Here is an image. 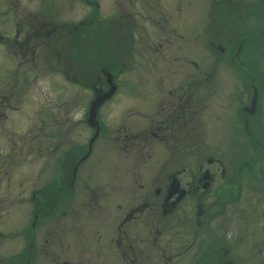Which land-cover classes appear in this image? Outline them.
Listing matches in <instances>:
<instances>
[{"label":"rangeland","instance_id":"obj_1","mask_svg":"<svg viewBox=\"0 0 264 264\" xmlns=\"http://www.w3.org/2000/svg\"><path fill=\"white\" fill-rule=\"evenodd\" d=\"M59 23L63 27L47 35L45 27ZM70 60L89 69L98 61L108 65L74 83ZM102 69L112 75L116 91L97 111L100 133L72 186L60 191L55 162L63 152L74 162L85 152L92 133L84 121L90 88L103 80ZM250 70L259 85L251 119L264 141V0H0V259L7 263L28 247L22 235L31 218L28 198L40 189L41 199L65 197L66 210L62 216L64 208L56 203L36 221L34 264H48L61 251L76 260L96 244L107 252L110 219L114 224L128 207L132 219L145 224L149 264H191L197 243L213 242L218 234L237 263L263 264L264 184L252 180V191L231 168L247 139L236 110L248 102ZM168 90L191 93L190 146L177 147L168 137L171 127L159 128L175 107ZM150 130L158 136L148 138L144 157L138 141L124 146L123 134ZM208 158L229 168L221 175L220 165L206 163ZM199 164L212 177L205 204L184 197L173 212L159 216L150 181L158 183L177 165L196 172ZM195 213L201 215L196 221ZM205 215L213 216L205 223ZM83 227L89 230L79 234ZM189 237L196 240L191 250ZM57 243L65 245L50 252ZM113 263L121 264L118 258Z\"/></svg>","mask_w":264,"mask_h":264},{"label":"flooded vegetation","instance_id":"obj_2","mask_svg":"<svg viewBox=\"0 0 264 264\" xmlns=\"http://www.w3.org/2000/svg\"><path fill=\"white\" fill-rule=\"evenodd\" d=\"M95 6H97V4H95ZM64 26H65V24H64ZM62 27H63V25L61 23H59V24H56V27L52 25L48 29H47V27H45V28H46V30H48L47 35H49L50 31L56 30L59 28L61 29ZM65 48H66V45H65ZM104 79H105V77L103 75V80L102 81L99 80L98 85L96 83L94 86H91L90 89L93 93V97L95 96V94L97 92L104 91L107 88V85H106ZM103 83L105 84V86H103ZM192 83H193V81L191 83L187 84V89H189L191 87ZM248 86L250 89L248 102H247V104H245V102H243V105H241V107L239 109H237L236 112L239 115V120H240L241 125H242L241 129H242L244 135H246V137H247L246 141L250 142L252 145H254V144L259 145L258 143H259L260 138H259V134H258V129L255 126V125H257L256 122H258V121L256 120V122H254L251 119V118L257 116V111H258L257 103H258V99H259V94L257 93L255 85L253 84V78L250 79ZM252 86L256 90V105H255L254 111L252 113H249L247 110H244V107L248 106V104H249V101H250V98L252 95ZM115 91H116V88H115L113 94L115 93ZM113 94L111 96H113ZM167 94L173 96V101L175 103L174 104L175 107H173L172 105L170 106V108H172V109L169 113H167L165 115V117L162 120H160L159 123L162 124V126L161 127L159 126V128L162 130L163 128L168 129V127H171V130L169 132L171 136H168V134L166 136L172 137V140L176 141V143L174 145H176L177 147L181 146L183 144H186V146H190V143H191V142H189L190 138H193V132L189 127L190 123L192 121V113H193V111L191 109V101H190L191 100V93L188 90H186V94H185V92H183V93H180L179 95H175L174 92H171L170 90H168ZM181 96H186L185 100H183L182 99L183 97H181ZM110 97L108 99H110ZM107 100H105V101H107ZM239 110H240V112H239ZM96 119H97V115H96ZM98 124H99V122H98ZM58 125H59L58 126L59 130H62L61 124L59 123ZM249 126H250V128H248ZM100 128L101 127L99 124L98 135L100 133ZM91 129L93 132V128H91ZM123 129H125V128L123 127ZM156 131H158V129H156ZM98 135H97L96 139L98 138ZM155 136H158V134L152 130H150L148 133H142L139 135H138V133H133V135L132 134L131 135L123 134L122 142L125 144L124 146L129 147L132 144H134L136 141H138V143H139L138 146L140 147V149L138 150V155L140 157H144V154L146 153L144 146H145L146 142L148 141V138L149 137L154 138ZM114 137L116 138V140H121V138L119 139L118 136H114ZM89 138H88V140H89ZM96 139L91 143V146L96 141ZM88 140H87V143L85 145V148H86L85 152L87 151ZM122 142H121V145H122ZM53 146L55 147V143L53 144ZM186 150H188L190 153H192L190 150V147H186ZM90 151H91V147H90ZM90 151H89V153H90ZM67 152H63V154L60 157H58L57 161L55 162L56 163L55 169H56L57 174H59V179L57 182H55V184L57 185V188L60 191H63L64 187L66 185H68L69 187L72 186L75 171L78 169L76 167L75 171H73L74 164L77 161V159L85 153L84 152L82 155H80L74 163H72V161H70L69 162L70 164L68 165V160H71V159L65 157L69 153V152L68 153ZM173 152H174V149H173ZM189 152H188V154H189ZM247 152L249 153L248 156H250V158H251V162H252L251 166L248 167V166L243 165V159L242 158L245 157L246 155L243 156V151H239V154L241 155V159L236 158L235 163H234V165L231 166V168L236 173L237 181L239 183H241V180H242V182H246L248 184V187H250L253 191L254 188L250 186V183L252 180L253 181H261L264 184V173H263V171H260V169H262V170L264 169V167H262V168L260 167V161L264 160V155H262L257 149H253L252 146L249 149H247ZM212 159L214 162H217L220 165L219 166V169H220L219 173L221 175L223 174L225 169L229 168L226 166V164L222 163V161H217L214 158H208L206 160V163L207 162L209 163L210 160H212ZM196 169H197V171L195 172V169L190 168L188 166L177 165L173 169L165 170L163 172V175L159 178L160 181L158 183H154L153 180L150 181L152 184L151 187L153 189L154 196L158 199L157 200V206H158V210L160 213V214H158L159 216H161V213H162V215H164V211H167L168 213L173 212L174 207L175 206L177 207V205L180 203L181 200H183L184 197L190 198L193 201V205L195 204V206H198V205L200 206L204 203L203 200L205 198H207L208 194H209V185L211 183L212 177L210 175L211 173L209 172V170L207 168H204V167L202 168L201 164H199L196 167ZM156 178H158V177L156 176ZM207 180H208V182H207ZM206 182L208 183L207 186H205ZM239 183L237 186L238 197L240 194L239 190H238L239 189ZM263 189H264V185H263ZM39 190L37 191V193L32 191L30 193L29 198H28V200L30 201V204L32 206L31 207V218H30L29 224L27 223V225H26L28 227L27 228L28 230L22 234V235H26V240H24V242L25 241L28 242V247L26 248V250L24 252L17 253L15 255H11L10 258L8 259L9 261L7 263L3 259H0V261L3 264H34L35 257H36L35 256L36 250L39 248L37 245H35V243L33 241V237H34V230L33 229L35 227L36 221L41 222L44 218L45 210L50 209V208H52L54 210L53 206L56 205V203H58L62 207L65 205V200H66L65 197H62V198L58 197L55 199H53V198L41 199L37 196V195L40 196ZM42 192H43V190H42ZM254 195L256 196L255 201L259 202L260 198H258L257 194H254ZM237 199H235V200H237ZM63 208H64V210L61 211V215L65 216L66 208L65 207H63ZM41 210H43L44 214L41 212ZM40 212L42 214L41 216H40ZM168 213L165 215H168ZM197 214L198 213H195V215H194V221L197 220L196 219ZM199 216H201V215L198 214V217ZM212 216L213 215H209L206 217V215H205L204 216L205 220H202V221H205V223H206V222H208V220L211 219ZM181 218L183 220H186V217H184L183 215H181ZM113 221H114V218H111L110 224H111V222H112V224L110 225L111 226L110 234H109L107 242L104 241V243L107 244V247H106L107 252L101 251L104 248L103 244L100 245L101 247L99 246V244H96L93 247H91L90 249L89 248L87 249L88 254L84 255L81 258L78 257L76 260H71V259L67 258V256L65 255L66 253L64 254L63 251H61V256L60 257L54 256L52 259L50 258L49 259L50 261L48 264H51V262H53V264H114L113 261L116 258L119 259L121 264H149V263H147V260L145 258L146 255L144 254L148 249V247H147L148 246V235H146V233H145L146 231H145L144 222L142 220H139V219H136V220L132 219L130 207H128V209L125 208V212L122 213L121 215H118L114 224H113ZM178 223H179V221H178ZM17 225H19V224H17ZM91 226L92 225L87 226L85 228L90 229ZM85 228L83 227L82 231L78 230L79 234L81 232H83V230H85V231L89 230V229H85ZM191 228H194V223L191 225ZM115 229L120 230V232H118L117 235L113 233ZM205 231H207V230H205ZM188 232L193 237H194V235H196V232L193 229H190V231H188ZM75 233H77L76 228H75ZM95 233H96V231H95ZM204 235H205V233H204ZM221 237L222 236L219 234H218V236L215 235V240L213 242H211L210 240L209 241L207 240L208 243L206 242V239L203 240L202 242L200 240V242H201L200 245H199V243H197V248L199 247L200 250L196 251V252L193 250L195 248L196 240H192L189 237L190 239L188 241L186 240L187 243L189 245H191V247H189V249L191 250V248L194 247L192 249L193 252H190L191 256L193 257V261L191 264H239L235 260L232 259V257H233L232 256V249H231V247H229L228 244L224 243L225 239H223V237L222 238ZM263 238L261 240H263ZM97 242L99 243L100 241L98 240ZM64 245L57 243V246H55L54 248H48V249L50 252H57V251L61 250L62 246H64ZM182 246H184V245H182ZM55 250H57V251H55ZM48 254H50L49 255V257H50L51 253H48ZM137 256H138V258H137ZM144 258H145V261L143 260ZM153 262H155V261H152V263ZM156 263L160 264L161 262L156 261L155 264Z\"/></svg>","mask_w":264,"mask_h":264},{"label":"water","instance_id":"obj_3","mask_svg":"<svg viewBox=\"0 0 264 264\" xmlns=\"http://www.w3.org/2000/svg\"><path fill=\"white\" fill-rule=\"evenodd\" d=\"M101 73L105 77L104 80L107 85V88L104 91L97 92L95 96L88 103L86 117L84 121L89 127L93 128V132L88 140L87 151L77 159V161L74 164L73 171H75L77 165L87 157L90 151L91 143L96 139L98 135L99 124L96 119V115L99 106L113 94L116 88V85L112 80V75L109 72H107L105 69H102ZM255 105H256V90L254 89V87H252V95L250 98L249 105L244 107V110H247L249 113H252L255 109Z\"/></svg>","mask_w":264,"mask_h":264},{"label":"trees","instance_id":"obj_4","mask_svg":"<svg viewBox=\"0 0 264 264\" xmlns=\"http://www.w3.org/2000/svg\"><path fill=\"white\" fill-rule=\"evenodd\" d=\"M76 40L78 41V37L73 36V42H76ZM70 63L72 64L73 67H76V69L72 71L73 72V75H71L72 77H69V80H71L74 83H77V82L83 83V78H85L84 80H86V78H88V75H86V71H88V70L92 71L94 68H96L98 65H101V64L104 65V67H107V65H108L106 62H102V61L99 62L98 61V62H95L94 65L91 66V68L89 69L87 67L86 68L81 67L80 66L81 64L80 65H78L76 63L74 64L71 60H70ZM70 66H69V68H70ZM248 66H250V65H248ZM66 68H67V65H66ZM250 77L255 80V82H254L255 87L256 88H257V86L259 87L258 83H256V80L258 79L257 73L255 71H251ZM258 144L259 145H255V144L252 145L250 142H247V141L244 143L245 146H244V150H243V156L246 155L245 157H243V165L244 166L250 167L252 164L251 158H250V156H248L249 153L247 152V148H250L252 146L253 149H257L262 155H264V141H262L260 139ZM72 153L73 152H71V155H72ZM69 159H71V160H68V165L70 164L69 163L70 161H72V163L74 162V158L73 159L69 158ZM235 160H236V158H235Z\"/></svg>","mask_w":264,"mask_h":264}]
</instances>
